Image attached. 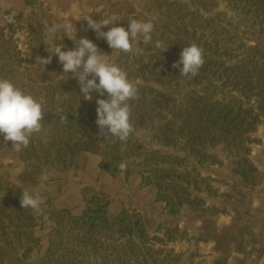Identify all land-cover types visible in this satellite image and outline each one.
I'll use <instances>...</instances> for the list:
<instances>
[{"label":"rangeland","instance_id":"rangeland-1","mask_svg":"<svg viewBox=\"0 0 264 264\" xmlns=\"http://www.w3.org/2000/svg\"><path fill=\"white\" fill-rule=\"evenodd\" d=\"M39 9L0 25V78L45 111L43 131L21 152L0 134V264H264V0H83L77 13ZM111 14L120 20L113 26L126 30L130 19L154 18L152 43L112 53L84 21ZM69 20L78 39L92 40L129 79L143 81L129 101L127 141L100 135L96 101L107 93L85 99L76 79H58V57L36 61L49 55L44 23ZM64 35L56 43L74 48ZM193 43L204 64L198 75L180 76L173 64ZM8 157L14 163L5 165ZM51 170L79 173V204L58 209L48 194L40 212L23 209L21 191L37 190L40 174ZM133 177L156 195L134 199ZM183 206L222 225L214 234H230L228 245L215 249L197 233L158 222Z\"/></svg>","mask_w":264,"mask_h":264},{"label":"clouds","instance_id":"clouds-1","mask_svg":"<svg viewBox=\"0 0 264 264\" xmlns=\"http://www.w3.org/2000/svg\"><path fill=\"white\" fill-rule=\"evenodd\" d=\"M153 19H130L127 30L123 26H113L116 21H120L115 14L99 20L89 15L85 17L84 21L87 22L88 29L95 32L98 39H104L107 42L113 50L112 53H132L134 45L140 42L143 45L152 43ZM103 28H108V30L103 31ZM61 31L65 33L64 36L73 41L74 48L63 50L66 45L56 43V34ZM76 33L77 29L70 20L52 24L45 22L43 36L46 37L45 45L49 55L46 58L38 56L36 61L45 66L51 63L53 56L58 57V62L62 65V72L58 74V79L60 81L69 78L76 79L85 99L91 100L93 91L101 97L107 93L106 99H97L96 101L98 105L96 124L99 127L100 135L104 137V140L113 137L120 141H127L134 131V126L130 121L131 105L129 101L138 98V86L142 85L143 81L129 79L128 73L116 64L109 54L101 51L88 38L78 39ZM155 46L161 48L162 51L168 48L164 47L162 42H156ZM203 64V49L193 43L183 47L180 59L173 64V67L180 69V76H196ZM69 73H71V77H69ZM57 112H62L59 106ZM44 119V105L40 100L10 80L0 78V134L3 135L5 142H12L11 149L14 152L19 153L27 148L33 135L43 131ZM60 120L61 123L66 122L68 120L66 114L61 115ZM2 163L8 165L14 161L8 157ZM126 168L125 162L119 164L121 172ZM49 175V173H42L39 180L46 181ZM21 192V207L31 209L33 212H40L43 203L40 192L28 188H24Z\"/></svg>","mask_w":264,"mask_h":264},{"label":"crops","instance_id":"crops-1","mask_svg":"<svg viewBox=\"0 0 264 264\" xmlns=\"http://www.w3.org/2000/svg\"><path fill=\"white\" fill-rule=\"evenodd\" d=\"M81 1L83 0H0V25L2 23L1 18L6 13L14 12L21 19L32 13H43L39 9L42 4L52 5L54 10L51 13H77L76 8ZM43 173H49L50 175L46 181H39L37 184L39 186L37 190L40 194H51L56 199L55 202L58 209H74L79 204V173L76 175L74 172L62 173L54 170ZM131 181L133 182L134 192H132V195L134 199L143 198L139 201L140 203H143L144 198L150 199L152 195H156L157 191L153 187L138 188L141 183L138 177L131 178ZM93 186L95 185L93 184ZM29 190H36V188L30 187ZM156 206L160 208V205ZM157 220L158 222L167 221L172 228L182 227L191 233H197L203 238H207L209 244L215 249L219 247V249H222L231 241L230 234H214L220 230L218 228H223L222 225L216 222L213 225L214 221L210 223L207 218H204L203 213L189 206H183L171 214H166L164 217L159 215Z\"/></svg>","mask_w":264,"mask_h":264},{"label":"built area","instance_id":"built-area-1","mask_svg":"<svg viewBox=\"0 0 264 264\" xmlns=\"http://www.w3.org/2000/svg\"><path fill=\"white\" fill-rule=\"evenodd\" d=\"M1 19L9 27L15 26L18 22L17 15L14 12L4 14Z\"/></svg>","mask_w":264,"mask_h":264}]
</instances>
